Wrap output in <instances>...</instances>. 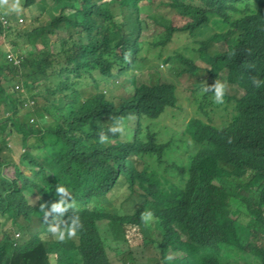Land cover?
<instances>
[{"label":"trees","instance_id":"1","mask_svg":"<svg viewBox=\"0 0 264 264\" xmlns=\"http://www.w3.org/2000/svg\"><path fill=\"white\" fill-rule=\"evenodd\" d=\"M207 24L214 33L196 39ZM177 38L196 45L167 52ZM214 42L226 49L211 52ZM204 74L226 85L224 103L194 83L196 114L183 123L195 150L179 165L165 156L181 145L160 140L179 115L172 79ZM253 79L264 80V0H22L3 10L0 264H138L135 250L148 264H264V84ZM218 106L231 109L222 125L202 118ZM117 118L123 132L108 133ZM59 184L72 202L65 217L82 223L64 240L40 210L59 200ZM120 187L129 194L116 205Z\"/></svg>","mask_w":264,"mask_h":264},{"label":"rangeland","instance_id":"2","mask_svg":"<svg viewBox=\"0 0 264 264\" xmlns=\"http://www.w3.org/2000/svg\"><path fill=\"white\" fill-rule=\"evenodd\" d=\"M22 7V0H0V13H3V10H8V9H17ZM37 8L34 6V11H36ZM3 16H1L2 18ZM7 18V17H6ZM8 19V18H7ZM4 25H10L9 19L8 23L5 18H2ZM181 19H175V22H181ZM214 33V28L212 24H207L205 28H203V31L201 33H198L195 38H200V39H207ZM3 38L6 41H9V39L3 35ZM194 40V38H193ZM195 42H185V38H177L173 43L169 45L168 51L167 52H174V53H187V47L188 46H195ZM226 49V45L223 42H214L213 46L211 47L210 51L218 50V51H223ZM167 55V54H166ZM194 59H199L198 57L196 58V55L193 57ZM9 59H15V62L18 63L19 60L17 59V56L13 53L9 54ZM198 63H201V60H198ZM205 65V64H204ZM207 66V64H206ZM154 68H158L157 65L154 66ZM160 68L162 70H167V66L160 63ZM141 77V75L139 76ZM205 77V74L199 78L198 76H192L188 78H183V79H172L175 81L178 87V109L177 112L179 113L178 117L176 118H168L165 119V122L167 125L170 126V131L164 135L160 136V140L167 141L172 139V142H177L179 145H181V148L176 150H172L171 152L167 153L165 156V159L170 161V162H177L179 165L182 164V162H187L189 155L195 150L194 148V141L192 140L191 136L186 134L184 132V126L188 122V120L191 118V116L195 115V109L196 107H193L191 104H188V96L192 94H196L199 90V87L196 86L194 83L198 82L199 84L203 83L207 79H203ZM140 79V78H139ZM202 79V80H201ZM6 84V83H5ZM5 107V109H4ZM1 107L0 109V120L4 119L6 116V106ZM225 114L230 115L231 114V109H224L220 108L217 109V112L213 114V120L216 124L222 125L224 120L226 119ZM186 115V117H184ZM185 121V124L183 123ZM173 132V133H172ZM9 144L12 149L11 156L14 157L17 161L19 160V155L20 153L24 150L21 146V142H19L18 135H14L13 137L9 138ZM187 143H183L186 142ZM176 170L173 168L172 172ZM162 171V169H161ZM48 179L52 178V175H49L47 177ZM168 179L170 180H176V175L169 173ZM126 194H129V190L127 187H120L118 188L113 194V200L116 205H119L120 202H123L126 198ZM36 197L32 198V201L35 200ZM150 253H145V255L148 257ZM134 255L139 259L138 264H143L145 262L146 264L147 261L142 257V251L141 250H135ZM115 260V264H120L118 260ZM54 261V258H53Z\"/></svg>","mask_w":264,"mask_h":264},{"label":"clouds","instance_id":"3","mask_svg":"<svg viewBox=\"0 0 264 264\" xmlns=\"http://www.w3.org/2000/svg\"><path fill=\"white\" fill-rule=\"evenodd\" d=\"M196 39L201 40L200 38ZM206 82L207 81H204L203 84H205ZM252 83L254 86L260 87L262 84H264V80L253 79ZM225 88L226 85L224 83L216 80L211 85L206 83L200 89V92L205 94L211 93L212 102L219 105L224 103ZM220 108L222 109L223 107L218 106V108H216L215 110L217 111V109ZM213 114L214 112H212L211 119H209V117L202 118L216 125L213 120ZM123 130V124L117 118L114 120L113 125L108 128V133L115 135L117 133H122ZM107 139L108 135L106 133L100 132L98 134V141L100 143H104ZM22 148L24 149L23 146ZM56 194L60 197L59 200L56 202H52L50 205L42 203L40 205V210L43 213V218L45 221H48V218L51 217V220L48 221L47 231L51 234L58 235V238L60 240H64L66 236L68 238H71L73 235H75V233L82 228V223L78 215H69L67 216V218L65 217V214L68 212V210L72 208L71 197L68 196V190L63 185L59 184L56 187ZM152 217L153 214L150 211H146L141 215L142 221L146 224L151 222ZM16 236L18 237L19 234H16ZM116 259L120 258L118 257ZM165 259L171 260V256L165 257Z\"/></svg>","mask_w":264,"mask_h":264}]
</instances>
